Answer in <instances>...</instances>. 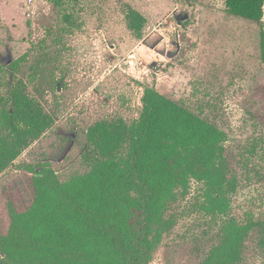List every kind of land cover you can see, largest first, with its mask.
I'll return each mask as SVG.
<instances>
[{
  "label": "rangeland",
  "instance_id": "rangeland-1",
  "mask_svg": "<svg viewBox=\"0 0 264 264\" xmlns=\"http://www.w3.org/2000/svg\"><path fill=\"white\" fill-rule=\"evenodd\" d=\"M131 8L147 19L140 37ZM263 32L264 18L235 15L227 0H0V106L18 85L52 118L0 174V240L36 200L31 170L47 166L61 182L89 173L100 158L90 128L134 123L147 87L227 134L225 193L189 176L166 195L150 264H207L231 220L263 223ZM244 246L235 264H264L263 228Z\"/></svg>",
  "mask_w": 264,
  "mask_h": 264
},
{
  "label": "trees",
  "instance_id": "trees-1",
  "mask_svg": "<svg viewBox=\"0 0 264 264\" xmlns=\"http://www.w3.org/2000/svg\"><path fill=\"white\" fill-rule=\"evenodd\" d=\"M227 6L249 20L264 18V0H227ZM127 20L140 37L146 17L131 8ZM261 53L264 61V32ZM143 104L132 124L107 121L90 128L100 158L86 175L61 182L47 166L31 170L36 200L25 212H13L0 240V264H150L162 237L166 195L189 176L225 193L227 134L154 87L145 89ZM51 124L42 105L14 86L0 106V174ZM254 226L264 229V222L231 220L207 264L238 263Z\"/></svg>",
  "mask_w": 264,
  "mask_h": 264
}]
</instances>
